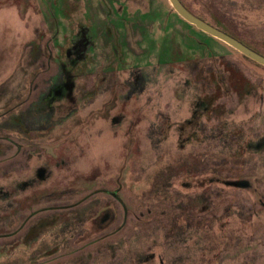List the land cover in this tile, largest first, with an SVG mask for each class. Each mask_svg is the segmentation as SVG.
<instances>
[{
	"label": "rangeland",
	"instance_id": "obj_1",
	"mask_svg": "<svg viewBox=\"0 0 264 264\" xmlns=\"http://www.w3.org/2000/svg\"><path fill=\"white\" fill-rule=\"evenodd\" d=\"M181 1L264 53V0ZM0 264H264V66L168 0H0Z\"/></svg>",
	"mask_w": 264,
	"mask_h": 264
},
{
	"label": "water",
	"instance_id": "obj_2",
	"mask_svg": "<svg viewBox=\"0 0 264 264\" xmlns=\"http://www.w3.org/2000/svg\"><path fill=\"white\" fill-rule=\"evenodd\" d=\"M174 11L184 19L188 24L195 26L197 29L203 31L204 34L220 40V42L236 49L238 53L255 61V63L264 66V55L255 51V49L242 43L237 38L229 35L221 30V28L214 26L203 18L191 12L181 0H168Z\"/></svg>",
	"mask_w": 264,
	"mask_h": 264
},
{
	"label": "trees",
	"instance_id": "obj_3",
	"mask_svg": "<svg viewBox=\"0 0 264 264\" xmlns=\"http://www.w3.org/2000/svg\"><path fill=\"white\" fill-rule=\"evenodd\" d=\"M184 3V2H183ZM186 5V4H185ZM187 7V6H186ZM188 8V7H187ZM189 10H190V8H188ZM191 11V10H190ZM191 12H193V11H191ZM195 14V13H194ZM199 16V15H198ZM200 17V16H199ZM202 18V17H201ZM206 21V20H205ZM208 23H210V24H212V25H214V26H217V27H219V28H221V30L222 31H224V32H226V33H228L229 35H231V36H233V37H235V38H237L239 41H241L242 43H244V44H246V45H248L249 47H251V48H253V49H255V51H257L258 53H260V54H262V55H264V53L262 52V51H260V50H258L257 48H255V46L254 45H252V44H250V43H248V42H246V41H244V40H242L241 38H239L238 37V35H237V33L236 32H234L233 30H231L230 28H227V27H223V26H221V24H213V23H211V22H208ZM243 58H245V59H247L248 61H250V62H252V63H254L256 66H260V65H258L257 63H255V61H253V60H251V59H249V58H247V57H245V56H243ZM262 67V66H261ZM237 74H240V73H237ZM230 75L232 76L231 78H233V72L231 71L230 72ZM238 78V77H237ZM238 80H242V77H240ZM249 90H251V88L249 89H246L245 91H249ZM244 91V92H245Z\"/></svg>",
	"mask_w": 264,
	"mask_h": 264
},
{
	"label": "crops",
	"instance_id": "obj_4",
	"mask_svg": "<svg viewBox=\"0 0 264 264\" xmlns=\"http://www.w3.org/2000/svg\"><path fill=\"white\" fill-rule=\"evenodd\" d=\"M68 50H69V49H68ZM68 50H67V51H68ZM65 80H66V78H65ZM65 82H66V81H61V82H60V88H62V85L65 84ZM52 89H53V88H52ZM44 97H45V95L42 96V99H43Z\"/></svg>",
	"mask_w": 264,
	"mask_h": 264
},
{
	"label": "flooded vegetation",
	"instance_id": "obj_5",
	"mask_svg": "<svg viewBox=\"0 0 264 264\" xmlns=\"http://www.w3.org/2000/svg\"><path fill=\"white\" fill-rule=\"evenodd\" d=\"M64 85V84H63Z\"/></svg>",
	"mask_w": 264,
	"mask_h": 264
}]
</instances>
